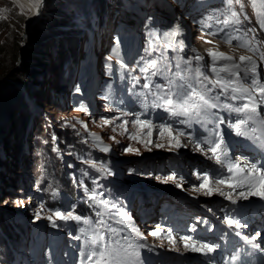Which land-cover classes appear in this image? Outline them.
<instances>
[{
  "label": "rangeland",
  "instance_id": "rangeland-1",
  "mask_svg": "<svg viewBox=\"0 0 264 264\" xmlns=\"http://www.w3.org/2000/svg\"><path fill=\"white\" fill-rule=\"evenodd\" d=\"M43 1L40 14L34 15L28 26L32 13L25 7V14L21 15L20 6L34 0H0V17H6L0 19V264H80L85 238L99 228L95 224L99 219L97 211L104 213L109 224L111 214L128 213L131 220H125L128 227L122 235H127L133 244L142 245L139 248L142 264H184L192 261L193 256L200 257L202 253L185 249L179 240L188 235L186 232L164 231L165 236L171 232L177 241L175 245L169 240L154 241L157 236L149 233L160 224L168 227L166 214L172 205L212 219V223L227 224L221 210L232 200L215 192L206 196L203 194L206 189L193 191V186L202 182L196 173L211 170L210 163L228 174L226 169L208 158L211 153L197 151L186 136L180 137L186 146L175 147L172 141L169 149L167 133L159 136L157 127L148 137L147 129L131 124L135 115L124 116L122 112L139 114L141 120H151L156 126L172 123L173 118L163 110L145 111L133 92L142 90L144 80L139 67L144 63L141 57L146 56L149 41L154 45L158 39L166 41L163 34L177 26L181 35L176 39H183L185 48L180 53L168 50L170 59L178 55L188 59L199 54L205 57L202 63L210 64L211 57L206 52L217 50L234 56L239 63L235 56L249 55L228 48L206 30L195 32L182 10L185 0H62V5L54 9L48 0ZM204 1L198 2L202 5ZM244 4V12L251 19V24H246L255 29L252 35L264 45L255 27L257 20L251 0H244ZM234 10L239 11V5H234ZM150 32L157 35L150 36ZM37 55L42 57L41 66L34 64L33 57ZM157 55L158 52L152 53V57ZM25 63L34 66L33 78L14 72L6 76L5 72L11 73L12 67L22 68ZM121 63L126 67L121 68ZM172 63L176 71V61ZM258 71L262 79L264 63H259ZM136 76L141 80L133 88L132 77ZM240 84L251 88L247 80L242 79ZM218 114L227 121V112ZM104 119L111 120V124L103 125ZM124 120L129 121L127 132L122 126ZM81 122L87 124V129ZM212 126L209 124L208 128ZM220 128L227 134L226 125ZM177 130L192 132L194 139L208 135L198 124L189 128L173 123V133ZM90 133L101 140H95ZM129 133H134L137 139H129ZM149 139L152 143H147ZM101 142L109 151L101 150ZM156 144L164 147L158 148ZM128 147L138 153L126 152ZM173 173L175 182L164 183L163 179ZM180 183L183 186L177 187ZM208 183L213 189L220 187L214 180ZM69 188L76 190L75 199L69 197ZM238 193L235 201L241 204L263 200L259 196L240 199ZM92 194H96L95 201L89 199ZM18 199L24 200V206L15 203ZM100 200H107L109 205L115 203L116 207L97 208ZM55 210H71L94 223L89 226L53 216L56 223L53 226L47 217ZM115 219L124 218L115 216ZM132 226L140 235L130 230ZM80 228L86 229L85 234L80 233ZM76 236L81 239H75Z\"/></svg>",
  "mask_w": 264,
  "mask_h": 264
},
{
  "label": "snow or ice",
  "instance_id": "snow-or-ice-1",
  "mask_svg": "<svg viewBox=\"0 0 264 264\" xmlns=\"http://www.w3.org/2000/svg\"><path fill=\"white\" fill-rule=\"evenodd\" d=\"M43 0H34V2L27 5L21 4L20 14L24 15V9L27 7L28 11L32 15L40 14V6ZM252 7L255 10L257 8L255 0H251ZM234 5H239V11L234 10ZM222 6L225 12L220 14L214 19L223 25L217 28L216 31H209V35H220L226 43H232L233 40L242 41L239 46L247 48L254 53L260 52L258 47L252 46V40L248 39L249 33H254L255 29L247 27L245 21L251 24L250 17L244 12L245 4L244 0H222ZM257 23L261 30H264V12L257 11ZM221 17H223L221 19ZM0 19H6V17H0ZM150 19V18H149ZM202 27H208L204 21L200 22ZM230 26L231 33L226 31ZM234 33V34H232ZM243 33V37L240 35ZM150 36H156V32H150ZM167 37L166 41H159L156 45L149 41V46L145 49L146 56L141 57L144 62L139 67L140 73L143 74L144 83L140 85L141 91L133 92V95L137 98L142 108L147 111L151 109H160L167 113L169 117L173 118L172 123H162L158 126L154 125L151 120H141L139 114L122 112V115H135V119L131 121V124L140 129H147L148 137L152 136L153 129L158 127V135L163 137L165 133L168 134L169 149H171L172 141L175 142V147L186 146L181 143L180 137L186 136L195 145V149L207 155L209 159H214L215 162L226 169L228 176L216 175L212 176L207 172L196 173L197 179L202 182L198 187L193 186V191L200 192L201 189H206L203 194L206 196H212L218 193L220 196L225 197L228 200L233 199L232 193L237 188L245 189L238 193L240 199H248L249 196H259L264 199V166L257 167L256 164L246 165L242 167L238 162H232L229 158L228 145L225 142V135L220 128V125L224 124L228 129H231L236 136L245 137L251 140L260 149H264V119L260 118V107L264 106V83L261 82V75L258 71L257 61L251 56H241L240 62H235L232 56H228L223 52L209 50L208 56L211 57V63H202L205 61V57L202 55H195L185 59L183 56H174L171 59L167 55L168 50L175 53L184 51V40H177L176 38L181 35L179 26L173 28L171 31L163 34ZM205 43H212L210 40H205ZM195 52V49H192ZM153 52H158V55L152 57ZM149 57H152L149 59ZM111 59V57H109ZM176 71H173V63ZM260 60L264 61V53H260ZM193 61H195V67H193ZM223 62V63H222ZM186 67H181V65ZM121 68H125L126 65L121 63ZM110 68V66H109ZM135 71V69H133ZM241 73L243 75H241ZM123 79V76L121 77ZM157 78V79H154ZM134 83L133 88L140 84L141 77H132ZM247 80L251 84V88H245L240 84L241 80ZM79 91V89H77ZM151 97V100H149ZM223 97V100L221 99ZM109 96L106 95L105 99ZM85 110V109H81ZM216 110V111H214ZM219 111H225L229 113L227 121L223 116H220ZM235 113L236 117L233 119L232 115ZM119 119V117H116ZM111 120L104 119L103 125L111 124ZM251 122L252 127H249ZM83 124V122H81ZM173 123H179L191 128L193 124H198L201 128H204L208 135L203 138H193L192 132H184L177 130L174 134L172 131ZM129 121H122V126H125V132H127L126 125ZM213 125L208 128V125ZM259 127H258V126ZM74 127V125H73ZM83 127L87 129V124H83ZM115 130V129H113ZM95 140L100 141L101 138L97 137L94 133H90ZM228 135H232L229 132ZM129 139H137L134 133L128 134ZM55 139V137H53ZM115 139V137H110ZM143 142V141H141ZM87 143V141H85ZM147 143H152L151 139ZM204 145L207 146L205 149ZM156 147H164L163 144H156ZM101 150L109 151L107 146H102ZM126 152H137L138 150L128 147ZM92 167H96L95 162H91ZM104 170V169H101ZM111 174V173H109ZM258 177V179H257ZM157 179H160L157 177ZM183 178H181L182 180ZM214 180L218 186H226L232 191L226 192L221 187L213 189L209 186V180ZM176 175L173 173L163 179L164 183L169 181L175 182ZM229 180H235V183H229ZM257 183L260 187L257 189ZM177 187H182V183L177 184ZM102 195V194H101ZM90 200H96V194L89 196ZM6 203V201H5ZM18 206H24V200L18 199L15 201ZM100 205L104 207L115 208L116 204L109 205L107 200H100L97 202L96 207ZM211 211V209H209ZM97 219L95 224L99 226L94 230L92 235L85 238V248L81 254L80 264H142L140 258L139 248L142 245L133 244L129 241L127 235H122L124 230L128 227L125 224V220H131V217L126 212H117L111 214L112 224H109L104 219V213L101 211L96 212ZM69 221L74 220L78 223H83L89 226L93 225V220L84 218L79 215H75L73 211H61L55 210L52 216L47 217L53 226H56L53 219ZM115 216H121L124 219H115ZM40 218L39 214L36 216ZM226 223L231 227H247V224H241V222L232 217H226ZM114 225H124L123 228L116 227ZM132 232H136L140 235L139 230L132 226L130 229ZM194 230V229H193ZM83 235L86 232L85 228L79 229ZM162 232L161 227L158 225L149 234L152 236H158ZM240 236V232L235 233ZM259 233L253 235L250 239L245 236L244 239L247 243H251L257 240ZM75 239H81V236H76ZM167 239L173 245L176 244V239L172 237L171 232L168 233ZM179 240L184 244L185 249H190L193 252H200L203 255H210L217 251L220 247L216 243H208L194 240L192 236H181ZM191 241V244L189 243ZM252 247H258L256 244H252ZM234 262H239L240 254L236 253L233 257Z\"/></svg>",
  "mask_w": 264,
  "mask_h": 264
},
{
  "label": "bare ground",
  "instance_id": "bare-ground-1",
  "mask_svg": "<svg viewBox=\"0 0 264 264\" xmlns=\"http://www.w3.org/2000/svg\"><path fill=\"white\" fill-rule=\"evenodd\" d=\"M182 1V0H181ZM211 2H213L212 0H209L208 1V4L209 3H211ZM191 4H192V2H191ZM187 11V10H186ZM185 16V15H184ZM32 17H34V15H32L31 16V18ZM186 19V18H185ZM188 20H187V22L188 21H190V18H187ZM185 23V22H184ZM185 25H186V23H185ZM200 31H201V29H199ZM198 31V29L195 31V32H197ZM189 36H191V33H190V31H189ZM190 38V37H189ZM230 49H232V50H235V49H237V50H244L245 49V47H241V46H236V47H234V48H230ZM212 51H217V50H212ZM209 52V51H208ZM208 52H206V55H208ZM241 56H247V55H243V54H238L237 56H235L236 57V60L237 61H239L240 62V60H239V58L241 57ZM233 58H234V56H232ZM252 57V56H251ZM254 60H256L257 61V64H258V66H259V63H260V61L258 60V59H256V58H254V57H252ZM260 67H261V65H260ZM259 111H260V118H261V116H262V114H263V112H264V106H261L260 107V109H259ZM236 117V116H235ZM250 124H251V122H250ZM258 126V125H257ZM259 127V126H258ZM232 140V139H231ZM234 140V139H233ZM229 158H230V160H231V158H232V154L231 153H229ZM210 165L212 166V169H214L215 171H216V173H218V172H221V170H220V166H218V165H216V164H212V163H210ZM210 174V173H209ZM223 175H228V174H226V172H225V174H223ZM229 183H235V180H229ZM224 191H226V192H229V191H232L231 189H228L226 186H220ZM259 187H260V185L257 187V189H259ZM245 189H242V188H237L236 190H235V192H233L232 193V195H233V199H238L237 197H235L236 196V194L238 193V192H240V191H244ZM227 207L229 208V207H231L232 209H234V212H241V211H243V210H246L248 213H249V219L250 220H252V219H256V225L254 224V226H253V228L255 227V226H257V225H260V223H259V218L258 217H255L254 216V213H255V210L258 208V207H256V206H254V205H252L251 207H248V206H242V207H240V203H238V201H236L235 203H233V202H227ZM262 208H264V203L262 204H260V206H259V209H262ZM150 216H151V214H150ZM244 216V215H243ZM245 217V216H244ZM156 225L157 224H159V223H155ZM214 225H217V227H218V231H221V230H223L224 232H227V233H229V234H232V233H236V232H240L241 233V235H246L247 234V230L246 229H249V233L251 232V230H250V228H249V226L247 225V227H239V228H237V227H235V228H232V226L230 227L228 224H227V226L225 225V227H221L218 223H213ZM139 226H142V224H138ZM219 225V226H218ZM153 226V225H152ZM160 227H161V229H162V232L160 233V235H158L157 237H154V241H158V240H165V241H167L168 239H167V236H165L163 233H164V231H167V229H165V227H162L161 226V224L159 225ZM229 226V227H228ZM226 228H230V229H226ZM252 228V229H253ZM254 233V232H253ZM213 237V236H212ZM215 241H217L218 242V240H215Z\"/></svg>",
  "mask_w": 264,
  "mask_h": 264
},
{
  "label": "trees",
  "instance_id": "trees-1",
  "mask_svg": "<svg viewBox=\"0 0 264 264\" xmlns=\"http://www.w3.org/2000/svg\"><path fill=\"white\" fill-rule=\"evenodd\" d=\"M61 1L62 0H48V5L49 6H52L53 7V9L56 7V5L58 6V5H60L61 4ZM62 5V4H61ZM60 5V6H61ZM59 6V7H60ZM44 9H45V7H43ZM34 27H35V25L31 28V30H30V33H31V31L34 29ZM38 53H40L41 54V52H38ZM36 54V53H35ZM33 59H34V64L36 65V66H41L42 64H43V61H42V57L41 56H34L33 57ZM12 69V72L11 73H8V72H5L6 73V76L7 75H12V73L14 72V73H16V74H20V75H27V74H30L31 75V77L30 76H28L27 75V78H29V79H31V78H33L34 77V72L33 71H35V68H34V66L32 65V64H30V63H25L24 64V66L22 67V68H15V67H12L11 68ZM1 88V87H0ZM0 97H2V95H1V89H0ZM2 100V98H0V102H2L1 101ZM72 187V186H71ZM69 193H68V195H69V197L71 198V199H75L76 197H75V189L74 188H69ZM85 209H87V208H85ZM87 211V210H86ZM87 213V212H86ZM87 215H91L89 212L87 213Z\"/></svg>",
  "mask_w": 264,
  "mask_h": 264
},
{
  "label": "water",
  "instance_id": "water-1",
  "mask_svg": "<svg viewBox=\"0 0 264 264\" xmlns=\"http://www.w3.org/2000/svg\"><path fill=\"white\" fill-rule=\"evenodd\" d=\"M44 2V1H43ZM42 4H44V3H42ZM41 4V5H42ZM34 21V17H32L31 19H30V21H29V23H28V26H30L31 24H32V22Z\"/></svg>",
  "mask_w": 264,
  "mask_h": 264
}]
</instances>
